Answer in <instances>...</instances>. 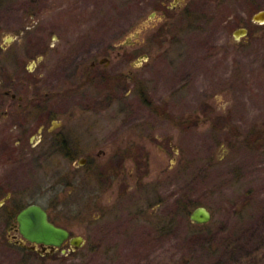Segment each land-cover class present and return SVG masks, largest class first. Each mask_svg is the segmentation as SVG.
Here are the masks:
<instances>
[{
	"label": "rangeland",
	"instance_id": "obj_1",
	"mask_svg": "<svg viewBox=\"0 0 264 264\" xmlns=\"http://www.w3.org/2000/svg\"><path fill=\"white\" fill-rule=\"evenodd\" d=\"M0 8H38L51 29L47 39L67 41L75 51L90 45L91 59L116 60L138 45L139 54L150 56L140 61L146 75L139 95L98 77L77 87L75 104L91 107L90 129L98 137L137 114L142 134L149 126V135L169 139L155 143L143 167L129 159L122 180L113 173L106 190L92 172L57 207L48 206L84 237L76 250L20 248L0 218V264H264V23L253 20L264 0H3ZM240 26L249 30L236 38ZM15 150V141L0 138L4 184L16 195L50 188L51 170L14 162ZM163 167L170 177L154 188ZM44 198L36 200L47 205ZM201 205L213 213L205 224L190 218Z\"/></svg>",
	"mask_w": 264,
	"mask_h": 264
},
{
	"label": "flooded vegetation",
	"instance_id": "obj_2",
	"mask_svg": "<svg viewBox=\"0 0 264 264\" xmlns=\"http://www.w3.org/2000/svg\"><path fill=\"white\" fill-rule=\"evenodd\" d=\"M182 5L174 7L177 14H180ZM241 28L244 27L238 29ZM50 30L44 27L43 13L38 8H14L10 12H3L0 8V138L7 143L15 141L17 150L12 151V155L16 156L11 160H20L25 166L35 164L52 173L50 188L38 186L37 189H25L18 195L0 178V218L9 221L7 235L16 245L41 254L76 250L71 238L80 236L73 233L67 221L55 218L53 209L48 206L57 207L63 198L72 195L79 181L89 180L92 172L101 177L97 181L98 189L106 190L111 185L113 173L118 174V182L122 180L126 171L123 167L129 159L139 169L144 162L149 163L156 142H169L167 137L149 135V126L147 134H142L137 114L132 120H121L113 135L98 137L90 129L93 125L91 107L75 104L77 87L98 77L115 79L125 85L126 95H139V78L146 75L140 71V61H147L148 53L139 54V46L132 44L131 53L127 51L121 55L119 51L116 60L99 54L91 59L90 45L79 51L71 50L67 41L47 39L45 36ZM55 61L62 63L54 67ZM138 101L136 98L135 107L139 106ZM129 127H132L131 136H124L125 128ZM99 144L103 145L98 148ZM160 148L166 149L162 145ZM80 166L84 167V172L76 171ZM81 172L83 179L78 178ZM159 175L154 188L165 186L170 167L168 170L163 167ZM58 188L67 192L62 194V200L54 194H43ZM34 195L45 197L47 205L37 201ZM66 202L64 205H68ZM31 204L41 205L51 222L69 231L70 237L65 243L61 246L35 243L24 236L16 218Z\"/></svg>",
	"mask_w": 264,
	"mask_h": 264
},
{
	"label": "water",
	"instance_id": "obj_3",
	"mask_svg": "<svg viewBox=\"0 0 264 264\" xmlns=\"http://www.w3.org/2000/svg\"><path fill=\"white\" fill-rule=\"evenodd\" d=\"M253 20L256 22H264V10H260L254 14ZM247 32V28L237 29L234 35L238 38ZM193 222L205 224L212 220L213 213L206 206L196 207L190 214ZM20 230L24 236L35 243L50 244L61 246L70 237L69 231L61 226L51 222L48 218L47 211L38 204H31L23 208L17 215ZM85 239L82 236L71 238V242L75 244V248L83 245Z\"/></svg>",
	"mask_w": 264,
	"mask_h": 264
}]
</instances>
